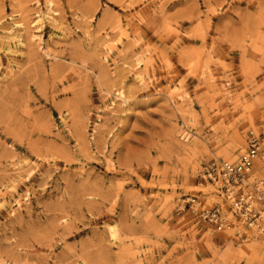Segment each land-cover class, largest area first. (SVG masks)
<instances>
[{"label": "rangeland", "instance_id": "1", "mask_svg": "<svg viewBox=\"0 0 264 264\" xmlns=\"http://www.w3.org/2000/svg\"><path fill=\"white\" fill-rule=\"evenodd\" d=\"M263 130L264 0H0V264H264L175 209Z\"/></svg>", "mask_w": 264, "mask_h": 264}, {"label": "built area", "instance_id": "2", "mask_svg": "<svg viewBox=\"0 0 264 264\" xmlns=\"http://www.w3.org/2000/svg\"><path fill=\"white\" fill-rule=\"evenodd\" d=\"M246 142L237 161H212L202 172L226 206L218 203L204 209L200 199L191 195L178 202L175 209L179 215L191 213L198 217L214 233L237 228L236 222L240 227L255 231L264 243V181L254 172L264 159V130L259 134L250 131Z\"/></svg>", "mask_w": 264, "mask_h": 264}, {"label": "bare ground", "instance_id": "3", "mask_svg": "<svg viewBox=\"0 0 264 264\" xmlns=\"http://www.w3.org/2000/svg\"><path fill=\"white\" fill-rule=\"evenodd\" d=\"M214 192H215V190H214ZM225 206H226V204H225ZM231 216V215H230ZM233 217V216H232ZM203 223V222H202ZM236 223V222H235ZM205 226H206V229L208 230V231H210V229L207 227V225L205 224V223H203ZM244 231V230H243ZM255 234H257L255 231H253ZM257 236H258V234H257ZM259 237V236H258ZM260 238V237H259ZM260 240H261V238H260ZM259 240V241H260ZM261 243L264 245V243L262 242V240H261ZM255 252H258L256 249H255Z\"/></svg>", "mask_w": 264, "mask_h": 264}]
</instances>
